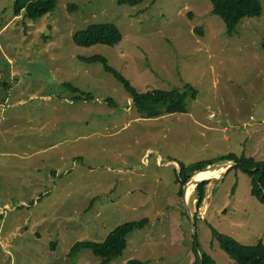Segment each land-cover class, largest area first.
Masks as SVG:
<instances>
[{
    "label": "rangeland",
    "instance_id": "374dc122",
    "mask_svg": "<svg viewBox=\"0 0 264 264\" xmlns=\"http://www.w3.org/2000/svg\"><path fill=\"white\" fill-rule=\"evenodd\" d=\"M259 2L261 14L229 35L210 0H57L36 21L0 0V264H100L89 250L71 258L72 248L146 218L111 264H193L196 239L216 264H236L212 229L246 246L264 240V204L241 169L207 171L222 172L205 179L212 199L196 226L177 180L181 163L229 154L264 161ZM105 23L120 28L119 44L74 43L76 32ZM96 55L140 92L192 85L197 97L187 113L145 118L122 81L80 60Z\"/></svg>",
    "mask_w": 264,
    "mask_h": 264
},
{
    "label": "trees",
    "instance_id": "16d2710c",
    "mask_svg": "<svg viewBox=\"0 0 264 264\" xmlns=\"http://www.w3.org/2000/svg\"><path fill=\"white\" fill-rule=\"evenodd\" d=\"M213 6V13L219 16L225 23L227 33L233 35L238 24L247 17H257L261 14L259 0H210ZM140 0H119L120 4H138ZM57 0H14V16L23 15L24 19L38 20L56 9ZM124 36L116 24H91L87 28L76 32L73 36L74 43L79 47H90L94 45L115 46L123 40ZM86 63H101L105 70L115 75L125 84L126 89L132 95L138 112L145 118H159L165 115L187 113V99L196 98L198 91L192 85H186L182 90L154 89L140 92L130 80L113 68L106 57L92 56L80 58ZM111 100V99H110ZM112 103V102H111ZM114 104V102L112 103ZM219 162H233L235 168L241 169L251 178V194L264 204V161H257L252 157L229 154L216 160L204 161L192 165L181 163L177 180L181 183L180 195H183L185 185L196 171H203L208 166ZM215 171V170H214ZM204 172V171H203ZM202 172H199L200 174ZM210 173V171H209ZM196 174L195 176H197ZM206 174V173H205ZM204 174V175H205ZM209 180L200 182L195 188L197 211L194 215L196 226L199 210L202 209ZM149 223V219L125 223L116 228L108 238L101 243L79 242L71 250V258H75L83 250H89L96 257L100 258V264H111L121 258L129 245L128 237L137 230H143ZM213 236L220 248L236 264H264V240L256 246L240 244L234 238L221 234L212 229ZM195 261L193 264H216V261L206 252L202 251L196 239L193 246ZM129 264H144L138 260H132Z\"/></svg>",
    "mask_w": 264,
    "mask_h": 264
},
{
    "label": "crops",
    "instance_id": "0c3cea01",
    "mask_svg": "<svg viewBox=\"0 0 264 264\" xmlns=\"http://www.w3.org/2000/svg\"><path fill=\"white\" fill-rule=\"evenodd\" d=\"M131 100H133V99H131ZM22 101H26V100H20L19 102H22ZM72 103V102H71ZM54 128H58V129H60V126L58 127V125H54ZM69 129H70V131L72 132V131H74V129H72V124L70 125V127H69ZM72 135V134H71ZM65 141H67V142H69L70 140L68 139V138H65ZM62 142V141H61ZM44 145H46V143H44ZM54 146H56V145H53V146H50V147H48V148H44L43 150H40V151H38V152H36V153H34V154H39L40 152H47V150H49V148H52V147H54ZM159 162H161V159L159 158ZM227 170V169H226ZM225 171V170H224ZM213 174H207L206 176L207 177H210V176H212ZM212 180H217V178L216 179H212ZM191 194V193H190ZM185 195V192L183 191V196ZM212 199V197H211V189H207V195H206V198H205V201H204V204H203V206H202V209H200V212H202V216L203 217H205V215H206V212H207V210H208V208H209V206H210V200ZM184 202H185V200H184ZM193 202L194 203H196V198H194V200H193ZM187 204L189 205V198L187 199ZM8 205V204H7ZM197 210V209H196ZM200 212H199V214H200Z\"/></svg>",
    "mask_w": 264,
    "mask_h": 264
},
{
    "label": "bare ground",
    "instance_id": "6f19581e",
    "mask_svg": "<svg viewBox=\"0 0 264 264\" xmlns=\"http://www.w3.org/2000/svg\"><path fill=\"white\" fill-rule=\"evenodd\" d=\"M221 167H223V166H221ZM207 171H209V169H207L206 171H204V172H202L200 174H198L199 173L198 172L197 173L198 174L197 175L198 177L196 178L194 176L196 179H194V177H193V179H191L190 183L187 184V188H186V192H185L186 199L188 197V193H191L193 191V188L195 186V181H202V180L211 179V178H214L215 179L216 177H219L220 173L222 172V171L217 170L212 176L207 177V176L204 175L205 173H207Z\"/></svg>",
    "mask_w": 264,
    "mask_h": 264
},
{
    "label": "water",
    "instance_id": "95a60500",
    "mask_svg": "<svg viewBox=\"0 0 264 264\" xmlns=\"http://www.w3.org/2000/svg\"><path fill=\"white\" fill-rule=\"evenodd\" d=\"M222 164H229L230 167H234V166L236 165V164L233 163V162H219V163H215V164H213V165L208 166L207 169H213V168H215V167H217V166H221ZM207 169H205V170H203V171H206ZM203 171H202V172H203ZM198 172H200V171H196V172L191 176V178L188 180V182L184 185V192H186L187 184L191 181V179H193V177H194ZM200 182H202V181H198V182L196 183V186H197ZM184 200H185V204H186V206H187L188 214H189L191 220H193V225L195 226L194 219H193L192 213H191V211H190V209H189V205L187 204V199H186V196H185V195H184Z\"/></svg>",
    "mask_w": 264,
    "mask_h": 264
},
{
    "label": "built area",
    "instance_id": "2783aa9c",
    "mask_svg": "<svg viewBox=\"0 0 264 264\" xmlns=\"http://www.w3.org/2000/svg\"><path fill=\"white\" fill-rule=\"evenodd\" d=\"M198 181H195V186H196V183H197ZM195 186H194V188H195ZM194 188H193V190H194Z\"/></svg>",
    "mask_w": 264,
    "mask_h": 264
}]
</instances>
